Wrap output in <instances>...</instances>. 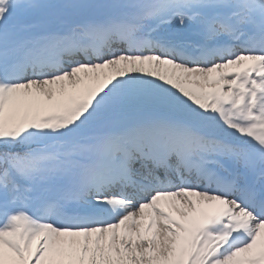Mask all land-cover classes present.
Here are the masks:
<instances>
[{
  "label": "snow or ice",
  "instance_id": "6c2138e0",
  "mask_svg": "<svg viewBox=\"0 0 264 264\" xmlns=\"http://www.w3.org/2000/svg\"><path fill=\"white\" fill-rule=\"evenodd\" d=\"M0 264H264V0H0Z\"/></svg>",
  "mask_w": 264,
  "mask_h": 264
}]
</instances>
